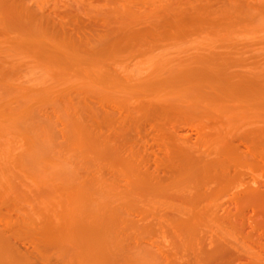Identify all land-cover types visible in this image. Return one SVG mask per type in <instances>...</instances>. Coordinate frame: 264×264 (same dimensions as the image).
<instances>
[{
    "label": "rangeland",
    "instance_id": "1",
    "mask_svg": "<svg viewBox=\"0 0 264 264\" xmlns=\"http://www.w3.org/2000/svg\"><path fill=\"white\" fill-rule=\"evenodd\" d=\"M263 143L264 0H0V264H264Z\"/></svg>",
    "mask_w": 264,
    "mask_h": 264
},
{
    "label": "bare ground",
    "instance_id": "2",
    "mask_svg": "<svg viewBox=\"0 0 264 264\" xmlns=\"http://www.w3.org/2000/svg\"><path fill=\"white\" fill-rule=\"evenodd\" d=\"M212 126H213V125H212ZM207 127H208V126H207ZM209 127H210V126H209ZM244 127H245V126H244ZM200 128L203 129V127H200ZM204 128H206V127H204ZM214 128H215V129H214ZM214 128H213V130L215 131V130H216V126H215ZM201 129H200V130H201ZM208 129H209V128H207V130H208ZM203 131H204V129H203ZM223 131H224V130H223ZM237 131H238V130H237ZM204 132H207V131L205 130ZM224 132H225V131H224ZM241 132H242V131H241ZM241 132H240V133H241ZM248 132H249V131H248ZM214 133H216V132H214ZM214 133H212V134L214 135ZM220 133H221V131L219 132V134H220ZM222 133H223V132H222ZM228 133H229V132H228ZM234 133H235V132H234ZM234 133L227 135V131H226V135H227V137H225V136L223 137V136H222L223 138H221V140H220V138H219L220 141H219V140H216V143H218V141H219V143H218L217 146H214L216 143H214V145H210V143H211V142H210L209 145H208V148H209V149H210V148L213 149L212 147L214 146V149H213L212 151H207V153H206L205 155H207V156H209V157H212V156H213L212 158L217 159L218 156L220 155V153H221L225 148H227V147L229 148V147H230V148L232 149V148H235V147H236V149H239L238 147L241 146V147L244 149V150H243L244 152L242 151V153H243L242 155H243L245 158H248V156H252L251 150L253 149L252 146H254V145H251V146H250V144H249L250 142L248 141L249 136L246 138V135H247L248 133H247L245 136H243V135H242V136H239L238 133H237V135L234 134ZM207 134H208V133H207ZM217 134H218V133H217ZM252 134H253V133H252ZM223 135H225V134H223ZM206 136H207V135H206ZM261 136H262V135H261ZM161 137H162L163 139L166 138V137H163V136H161ZM185 137H188V136H185ZM250 137H251V136H250ZM252 137H254V136H252ZM162 138H161V139H162ZM176 138H177V137H176ZM176 138H175V139H176ZM188 138H189V137H188ZM205 138H206V137H205ZM209 138H210V137H209ZM209 138H208V139H209ZM254 138H255V137H254ZM199 139H200V138H199ZM199 139H197V142H198ZM213 139H214V138H213ZM213 139L210 138L209 140L212 141ZM206 140H207V138H206ZM209 140H208V141H209ZM249 140H250V139H249ZM256 140L258 141L259 139L257 138V139H254L253 141H252V140H250V141L254 142V141H256ZM161 141H162V140H161ZM183 141H184V140H183ZM201 141H202V140H201ZM259 141H260V140H259ZM259 141H258V142H259ZM174 142H175V141H174ZM205 142H206V141H205ZM212 142H213V141H212ZM172 143H173V142H172ZM185 143L188 144V141H187V142L185 141ZM193 143H195V138H194V142H193ZM206 143H207V142H206ZM254 143H256V142H254ZM182 144H183V143H182ZM196 144H197V143H196ZM211 144H213V143H211ZM256 144H257V143H256ZM256 144H255V145H256ZM259 144H260V142H259ZM263 144H264V143H263ZM183 145H184V144H183ZM192 145H193V144H192ZM200 145H201V146L199 147L200 150H201V148H202V151L206 150L205 148H207V147L205 146V144H204V146H202L203 144H200ZM257 145H258V144H257ZM209 146H210V147H209ZM211 146H212V147H211ZM159 147H161V146L159 145ZM177 147H178V146H177ZM177 147H176V148H177ZM196 147H198V145H196ZM196 147H195V148H196ZM255 147H256V146H255ZM259 147H261V146H259ZM170 148H171V147H170ZM178 148H179V147H178ZM178 148H177V149H178ZM187 148H188V150H189L191 147H190V148L187 147ZM182 149L184 150V149H186V148L184 147V148H182ZM203 149H204V150H203ZM254 149H255V148H254ZM260 149H261V148H260ZM157 150H158V148H157ZM160 150H161V149H160ZM183 150H182V151H183ZM255 150H256V149H255ZM171 151H172V150H171ZM171 151H170V154H171L170 157H172V156L175 157L174 154H173L174 152L171 153ZM174 151H176V150H174ZM190 151H191V150H190ZM190 151H189L187 154L191 153ZM196 151H197V152H196ZM196 151H195L196 153L194 152V154H196L197 156H196V155H195V156L198 157V158H196V157L194 156L195 161H196L197 159H200V158H199V155L202 154V152H201L200 154H198V151H199L198 148H197ZM228 151H229V150H228ZM165 152H166V151H165ZM183 152H184V154L186 153V151H183ZM239 152H240V151H239ZM163 153H164V152H163ZM165 154H166V153H165ZM172 154H173V155H172ZM180 154H181V153L179 152V154L177 155V158H178V156H180ZM194 154H193V155H194ZM166 155H167V154H166ZM168 155H169V153H168ZM185 155H186V154H185ZM193 155H192V153H191L190 155H186V156H190V157H189V159H190ZM205 155H203L204 158H206ZM258 155H259V154H258ZM200 156L202 157V155H200ZM233 156H234V155H233ZM160 157H161V156H160ZM203 157H202V159H203ZM209 157H207V158L209 159ZM167 158H168V157H167ZM167 158H166V160H168ZM175 158H176V157H175ZM175 158H174V159H175ZM212 158H210V159H212ZM229 158H230V157H228L227 159H229ZM187 159H188V157H187ZM191 159H193V157H192ZM215 159H213V161H214ZM218 159H219V158H218ZM221 159H222V158H221ZM237 159H238V158H237ZM156 160H157V159H156ZM156 160H155V161H156ZM158 160H159V159H158ZM169 160H170V159H169ZM179 161H180V159H179ZM192 161H193V160H191V162H192ZM213 161H212V162H213ZM174 162H175V161H174ZM177 162H178V161H177ZM185 162H187V161H185ZM160 163H161V162H160ZM168 163H169V162H168ZM178 163H179V162H178ZM228 163L230 164V162H228ZM228 163H227V164H228ZM153 164H154V163H153ZM155 164H156V162H155ZM175 164H176V162H175ZM175 164H172V165L175 166ZM217 164H218V163H217ZM160 165H161V164H160ZM162 165H164V163H163ZM162 165H161V166H162ZM165 165H166V164H165ZM168 165H169V164H168ZM172 165H171V167H172ZM220 165H221V164H220ZM231 165H232V164H231ZM183 166H184V165L181 166V169H182ZM164 167H165V166H164ZM156 168H157V167H156ZM217 168H218V167H217ZM161 169H162V168H161ZM166 169L169 170L167 167H166ZM211 170H212V169H211ZM213 170H214V169H213ZM213 170H212V171H213ZM218 170H219V171H218V173H219V177H220L221 174H225V176H226V174H228V172H229V170H227V171H226V170H221V168H219ZM156 171L158 172L159 170H156ZM160 171H162V170H160ZM181 171H182V170H181ZM232 171H233V170H232ZM166 172H168V171H166ZM215 172H216V171H215ZM211 173H212V172H211ZM171 174H172V173H171ZM174 174H175V173H174ZM179 174H180V173H179ZM190 174H191V173H190ZM190 174L188 173L187 175H190ZM199 174H200V173H199ZM203 174H204V173H203ZM203 174H200V175H203ZM214 174H215V173H214ZM216 174H217V173H216ZM172 175H173V174H172ZM185 175H186V174H185ZM232 175H233V174H232ZM170 176H171V175H170ZM209 176H210V175H209ZM211 176H212V175H211ZM202 177H203V176H202ZM221 177H222V176H221ZM231 177H232V176H231ZM194 178H195V176H194ZM200 178H201V176H200ZM214 178L217 179V177H214ZM224 178H225V177H223V179H224ZM229 178H230V177H229ZM219 179H221V178H219ZM206 180H207V179H204V180H203V178H202V181H206ZM210 180H211V179H210ZM194 183H195V182H194ZM201 183H202V182H201ZM203 183H204V182H203ZM197 189H198V187H197ZM196 193H197V192H196ZM175 194H176V193H175ZM2 216H3V215H2ZM3 217H4V216H3ZM14 221H15V220H14ZM13 225H14V224H13ZM7 227H8V225H7ZM16 228H17V227H16ZM16 228H15V229H16ZM20 228H21V227H20ZM21 230H22V229H21ZM5 231H6V230H5ZM6 232H7V231H6ZM10 232H11V231H10ZM9 234H10V233H9ZM18 234H19V233H18ZM19 237H20V236H19ZM32 238H33V237H32ZM37 238H38V237H37ZM37 241H38V240H37ZM32 242H36V240L34 239V241H32ZM25 248H26V247H25ZM13 249H14V248H13ZM36 249H37V248H36ZM18 250H19V249H18ZM36 251H37V250H36ZM16 254H17V251H16ZM18 254H19V253H18ZM40 254H41V253H40ZM19 255H20V254H19ZM34 255H35V254H34ZM17 256H18V255H17ZM12 259H13V258H12ZM32 259H34V258L32 257ZM42 259H43V257H42ZM45 259H46V258H45ZM28 260H29V259H28ZM44 261H45V260H44ZM32 264H33V263H32ZM35 264H36V263H35Z\"/></svg>",
    "mask_w": 264,
    "mask_h": 264
}]
</instances>
